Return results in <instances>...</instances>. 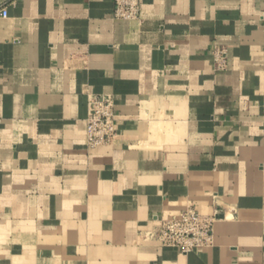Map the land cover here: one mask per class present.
Returning <instances> with one entry per match:
<instances>
[{
    "label": "crops",
    "instance_id": "obj_1",
    "mask_svg": "<svg viewBox=\"0 0 264 264\" xmlns=\"http://www.w3.org/2000/svg\"><path fill=\"white\" fill-rule=\"evenodd\" d=\"M141 10L0 0V264H264V0ZM98 93L118 133L91 148ZM191 205L220 211L213 246L149 238Z\"/></svg>",
    "mask_w": 264,
    "mask_h": 264
},
{
    "label": "built area",
    "instance_id": "obj_2",
    "mask_svg": "<svg viewBox=\"0 0 264 264\" xmlns=\"http://www.w3.org/2000/svg\"><path fill=\"white\" fill-rule=\"evenodd\" d=\"M116 18H141V0H114ZM7 16V9L1 10ZM215 62L218 69L228 64V54L224 48H215ZM116 100L112 94L98 93L88 96V113L85 118L87 144L97 147L112 142L118 133L116 123ZM220 215L218 209L211 213L202 212L197 206H186L178 211L156 215L158 224L148 231L149 238L165 247L189 253L214 244V225Z\"/></svg>",
    "mask_w": 264,
    "mask_h": 264
}]
</instances>
